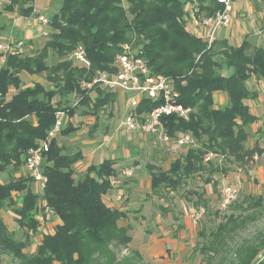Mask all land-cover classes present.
<instances>
[{
	"label": "trees",
	"instance_id": "16d2710c",
	"mask_svg": "<svg viewBox=\"0 0 264 264\" xmlns=\"http://www.w3.org/2000/svg\"><path fill=\"white\" fill-rule=\"evenodd\" d=\"M21 1L7 0L5 9L30 18L34 0ZM258 3L260 11L264 10V0ZM220 10L216 0H60L47 20V37L38 49L29 47L28 54L23 50L0 54L4 58L0 64V173L12 170L19 174L0 183V210L9 208L17 224L27 225L22 239H17L0 216V264L2 256H10L19 264H127L117 260L113 251L132 242L130 227L119 225L126 214L105 201L117 175L114 160L91 166L83 177L75 179L73 165L82 155L63 154L55 137L43 154L41 171L46 181L40 195L31 192L33 180L24 174L28 151L46 139L57 112L70 117L81 109L82 115L95 116L99 109L116 102L115 93L97 90L92 98L80 85L96 72L112 71L125 48L140 52L154 75L170 79L178 102L191 110L186 120L162 118L171 139L190 134L195 145L166 171L150 166L151 194L175 191L183 186V179L194 175L205 177L202 184H210L214 176L227 172L220 167L219 157L226 164L245 168L254 156L262 155L264 150L257 145L246 146V128L257 119L245 102L258 97L246 83L264 79V41L261 46L246 40L234 46L226 39L214 38L208 44L188 29L191 15L200 21ZM262 19L260 30L264 32ZM78 49L85 52L89 70L72 68L67 59ZM51 57L57 59L54 64L48 63ZM22 75L44 76L50 87L25 85ZM214 93L225 94L227 105L215 109ZM73 99L77 100L75 106ZM157 106L143 102L138 112H150ZM78 129L68 124L60 133ZM207 154L215 155V159L205 162ZM196 193H190L198 197L199 204L193 206L206 211L202 193ZM246 199L264 206L261 198ZM39 216H52L59 224L43 232L35 248L26 252L32 245L31 235L40 226ZM239 218L231 215L209 233L200 231L206 259H215L218 264H264V234L235 241V231H226L229 224L244 230L247 218L241 222Z\"/></svg>",
	"mask_w": 264,
	"mask_h": 264
},
{
	"label": "rangeland",
	"instance_id": "374dc122",
	"mask_svg": "<svg viewBox=\"0 0 264 264\" xmlns=\"http://www.w3.org/2000/svg\"><path fill=\"white\" fill-rule=\"evenodd\" d=\"M246 1L251 4L253 10L252 13L247 15L248 17L244 24L247 28L255 27L254 29H251L254 36L249 39V42L255 45L257 44V31L261 28L260 18L262 19V16L260 15L259 7H256V4H259L258 0ZM21 2H24V0ZM6 4L7 0H0V44H8L14 40L22 41L24 44L23 53L28 54L29 51H27V48H29L30 45H34V42L29 44L23 37L24 30L20 29L16 24L19 20L25 23L26 19L19 17L17 10L7 11L5 9ZM232 4H239V1L233 0ZM59 5L60 0H34L33 3L34 11L38 14H43L47 20L56 12ZM243 13L244 12L238 10L239 16L243 15ZM236 14L237 13L235 12L233 26L235 32L240 24V19ZM250 19L256 22V26L250 21ZM28 21H31V19ZM46 25H43L41 30H34L33 32H35V34L45 35L47 30ZM16 30L21 33L19 34ZM189 30L193 33L197 32L193 28H189ZM220 35L221 34L219 33L216 37ZM45 37H47V35L42 38L44 39ZM42 43L43 40L42 42H39V44H36L34 50L38 49ZM67 59L71 61L72 68H81V66L72 59V55H69ZM56 60L55 57H51L48 60V63L54 64ZM22 76L25 85L40 83L46 88L50 87L45 81L44 76ZM246 85L251 90L257 89L258 96L260 97V101H257V107L249 108V110L264 118V81L251 80L248 81ZM71 104L73 106L76 105L74 99ZM65 106H67V104L61 108ZM128 110V102H126L122 96L118 97L117 106L109 105L99 109L95 114L96 118L98 115L101 116L98 118L99 130L95 123H90L91 121L85 125L84 123H76L78 121L75 122L73 118L75 115L86 118V116L81 114V109H78L74 115L70 116L73 120L71 126L75 125L81 128V125H84L86 128L85 132H81L84 128H81V130L77 127V131H72L67 134L60 133L55 140L56 145L60 147L63 150L62 153L66 155L80 152L85 158V162L82 163L83 166L91 163L96 164L99 161L111 159L113 156H117V159L115 160L119 162L122 160L119 156H122L123 151L131 152L133 148H138L137 143H132L133 146L129 145L132 135L125 132L123 129H120L121 122L125 118ZM109 114L111 117H106ZM62 116H65V118L67 117V122L69 124V116L66 113ZM87 120H89V117ZM254 127V125H251L246 128V131L250 134L246 146L252 145L255 142V139L262 141V145L264 146V129L262 131L254 132ZM65 128L66 126L64 129ZM117 133L118 135L121 133V138L117 137ZM94 135L96 136V139H94V143H91V140L89 139H93ZM143 138H145V140L147 139L146 141H149V145H144L145 147L141 148L139 151V161L137 164L141 165V168H143L139 172V176L137 175L136 177L132 162L124 164L127 167L126 169L131 168L133 170L132 176L128 179L122 180L120 178L116 179V177L112 179V183H114V181L117 183L113 184L114 188L111 189L109 197H106L107 199L111 198V200H108L109 203L107 202L108 205H118L119 207L117 209L125 212L126 216L123 220L119 221V225H128L131 230L130 234L132 235V242L128 246L113 248L117 260H123V262H126L127 264H218V261L215 259H208L209 257L206 259L207 253L203 252V248L205 247V244H203L204 239L199 237V233L202 229L206 233H209V231L212 229L214 230L221 222H223L224 218L227 220L231 215L234 217H240L239 222H241L240 220L247 218L245 223L247 226L244 230L233 229L230 224L227 226L226 231H235V234L237 235L235 241L240 240L243 237H252L253 234L259 232L264 234V206L260 208L259 205L257 206V201L255 202L251 199H246V197L261 198L264 204V185L261 184L262 181H264V175L259 177L257 174L247 175L246 171L250 169L249 167L251 163L245 168H240L234 164H226L224 158L219 157L218 160L220 167L227 172L225 175L217 176L220 185V188L217 189L216 192V195L218 194V196H216L217 199H214L213 202L210 201L211 204L207 206L202 219L195 224L187 215V209L189 206L199 203H196L197 199L191 197L190 193H202V189L198 187V185H202L201 183L204 182L203 179L205 177L194 175L190 178L183 179L182 187L171 192L160 191L159 195L151 194L147 181L144 179L145 177H147V180L149 179L150 166L166 171L165 169L168 168L167 166L169 163L171 164L175 159L183 155L188 147H178L173 140L166 145H163L156 139L150 137ZM58 142L64 145V148L59 146ZM111 147L115 148L114 152L111 151ZM157 150H160V152L158 153ZM120 163L123 164L122 161ZM11 176L18 177L19 174L13 173L12 170L0 173V183H5L8 180V177L10 178ZM25 176L28 175L25 174ZM200 181L201 183H199ZM235 183H239L241 188L239 197L225 212L217 211L220 191L228 184ZM41 191L42 187L40 184L34 182L31 184L32 193L40 195ZM16 197L17 195L13 194L12 198L15 199ZM205 204L208 205V203ZM254 214L256 215L254 216ZM0 216L7 229L14 232V236L17 239H22L23 233L26 232L27 225L17 224L14 221V215L9 208H3L0 210ZM39 218H41L42 221H39L40 226L35 231V234L31 235L32 245L38 243L44 231H52L55 227L54 217L49 216L47 219H44L42 216H39ZM186 218L187 221L185 220ZM237 223L238 222L234 225ZM32 249L33 248H29L26 252H30ZM1 262L2 264H19L17 260H12L10 256H2Z\"/></svg>",
	"mask_w": 264,
	"mask_h": 264
},
{
	"label": "built area",
	"instance_id": "2783aa9c",
	"mask_svg": "<svg viewBox=\"0 0 264 264\" xmlns=\"http://www.w3.org/2000/svg\"><path fill=\"white\" fill-rule=\"evenodd\" d=\"M221 5L222 10L216 12L213 16L195 21L193 15L190 20L201 28L204 40L210 44L219 30L228 29L232 24L233 0H216ZM264 18V10L260 11ZM37 24L46 25L47 19L44 16L37 17ZM258 36L264 41V32L257 31ZM24 44L22 41L0 44V54H13L21 52ZM74 61L82 69L89 70L90 63L82 49L76 50L72 55ZM4 61L0 56V64ZM264 81V79H263ZM80 89L89 94L92 98L96 97L97 90H103L122 96L128 102L129 110L121 122L120 129L130 134H138L143 137H150L166 145L173 140L178 147H191L195 145L194 139L190 134H181L175 139H171L165 132L162 118L175 117L186 120L191 112L178 102V94L174 89L170 79L154 75L142 54L137 50L125 48L124 52L115 59L114 68L110 72H96L90 81H83ZM143 102L158 103V106L150 112L139 113L138 109ZM77 104V100L75 102ZM64 113L55 114L53 127L47 134L44 141H41L33 149H30L26 155L24 170L34 183L43 187L45 177L42 175L41 163L43 154L49 149V141L54 139L60 133L63 123L61 116ZM215 159V155L207 154L204 161ZM133 170L124 169L121 175L131 177ZM239 183L228 184L220 191L217 211L225 212L236 201L240 195ZM205 210L203 207L189 206L187 215L197 224L203 217Z\"/></svg>",
	"mask_w": 264,
	"mask_h": 264
},
{
	"label": "crops",
	"instance_id": "0c3cea01",
	"mask_svg": "<svg viewBox=\"0 0 264 264\" xmlns=\"http://www.w3.org/2000/svg\"><path fill=\"white\" fill-rule=\"evenodd\" d=\"M238 1H239V4H232V13H233V19H232V21L233 22H232L231 26L228 29L219 30L216 33V35L220 33L221 34L220 36L216 37V35H215V39H226L227 42L230 45H234V46H238L244 40H246L247 42H249V39L254 36L253 31L251 29H254L255 28V27H253V28L252 27L251 28L248 27L247 28V27H245V24H244V22L246 21V19L248 17L247 15H249L250 13H252V10L253 9L251 7V4H249V2H247L246 0H238ZM256 7L258 8L259 5L256 4ZM233 10H234V12H233ZM238 10H240V12H244L243 15L239 16L238 15ZM245 10H247V11H245ZM235 12L237 13L236 14L237 17L240 19V24L239 25L236 24V25H238V29H236V32L234 31V27H233L234 26V17H235L234 16V13ZM38 16H44V15L43 14H38L37 12L34 11V14L30 18H27L25 20V23L24 22H21L20 20L18 21L19 23L18 22L16 23L17 26L20 27V29L24 30V36H23L24 39H26L27 42H29V44H32V42H34L33 43L34 45H30V48H33V49H34V47H35L36 44H39V42H41L43 40L42 37L45 36V35H47V33H48V26L47 25H46L47 26V30L45 32V35H42V34L39 35V34H35V32H33L34 30L38 31V30H41L43 28V25L37 24V17ZM30 19H31V21H28ZM260 20L262 21L263 19L260 18ZM250 21L253 22L254 25L256 26V22H254L251 19H250ZM189 28L195 29L197 31L195 34H199V35L202 34V33H200L202 31L201 28H199L196 25L195 22L194 23L193 22L192 23H189L188 24V29ZM16 32H19V31L16 30ZM20 33L21 32H19V34ZM256 37H257V44L253 45L250 42L249 43L251 45H253V46H261L263 44L262 38L260 36L259 37L256 36ZM253 90L258 93V90L257 89L256 90L253 89ZM118 97H119V95H117V99H118ZM257 101H260V97L259 96L257 97L256 100L246 101L245 102V105H247L248 108H254V107H257ZM213 103H214V108L215 109H218V108H221V107L226 106L227 105V97H226V95L223 94V93H214L213 94ZM114 105L117 106V100H116V102L113 105H110V106H114ZM251 114L254 115L256 117V119H257V121L255 122V124H253V125L255 127H258V128H255L254 127V132L262 131L264 129V118L261 115H258V114L254 113V112H251ZM84 116H86L87 119L89 117V120H87L85 117H80V116H77V115H75L73 118H74L75 122L78 121L76 123H84V125H85V124H88L91 121L90 123H95L96 127L98 126V124H99L98 123V118L101 117L100 115H98L97 118H96V116H93V115L92 116L91 115H84ZM106 117H111V115L109 114ZM61 120H62V123H63V127L61 129V131H62L65 126L67 127L68 122H67V117L65 118V116H61ZM72 123H73V120H72V118H70L69 119V124L71 125ZM84 125H81L82 126L81 128H84V130L81 131L82 133H84L85 130H86V128H85ZM77 127L79 128V126H75V125L72 126V128H77ZM81 128H79V129H81ZM98 129H99V126H98ZM120 134L119 135H118V133L116 134L118 138H121V135ZM57 135H56V138L55 139H57ZM130 135H132V138L130 139L129 145L130 146H133L132 143H137V147L138 148H133V150H131V152H124L123 151L122 152V156H119V157H121L122 160L119 159L120 160L119 162L115 160V159H117L116 158L117 156L116 157L113 156L111 159H107V160H114V162H115L114 169H115V171L117 173L116 179L117 178H120L122 180V179H128V178H130V177H124V176L121 175V172L124 169L127 168L124 165L126 163L132 162V164L134 165V170H135V173H136V177H137V175L139 176V172L143 169V168H141V165L137 164V162L139 161V151H140L141 148H143L145 146H148L149 145L148 144L149 141H146L147 139L145 140V138H143L142 136H140L138 134H130ZM257 136H259V135H257ZM94 139H96V136L95 135H94V138L93 139L90 138L89 140H91V143H94ZM58 144H59V146H61V147L64 148V145H62L59 142H58ZM256 145L257 146L259 145L258 146L259 149L264 150V146L262 145V141H259L258 139H255V142L252 145L247 146V147L248 148H252V147H254ZM65 149H66V147H65ZM111 151L114 152L115 151V148L114 147H111ZM157 152L159 153L160 150H157ZM72 154H74V153H72ZM121 161H122L123 164L120 163ZM83 162H85V158L82 156L81 159L79 161H77L73 165V172H74L73 178L76 179V178L83 177V175L85 174L86 170H88L89 167H91V166H97L99 163H101L103 161H99L96 164L91 163V164L86 165V166H83V164H82ZM169 166H170V163H169V165L167 167L169 168ZM168 168H166L165 170H168ZM249 168L250 169L248 171H246L247 175H249V174L250 175L257 174L258 177L261 176V175H264V152L260 156H254V158H253V160H252L251 165H250ZM144 179H146L147 184H148V187L150 188V176H149V179L148 180H147V177H145ZM116 183H117L116 181H114V183H112V189L114 188L113 184H116ZM199 183H201V181ZM213 183H216L215 187L213 186ZM261 184L264 185V181H262ZM202 185H198V187H200L202 189V191H201L202 192V197L201 198H202V200L204 202L208 203V206H209L211 204V202L214 201V199H217L216 196H218V194L216 195V192H217V189L220 188V185H219L217 176H214L213 177V181L210 184L203 185V186ZM200 188H199V190H200ZM109 194H110V192L107 195L108 197H109ZM106 197H105V201L107 203L108 200H111V198H108L107 199ZM191 197H195L196 199L198 198L196 195H192ZM110 207H112L114 209H117L119 206L118 205H115V206H110ZM39 220L42 221L41 219H39ZM185 220L187 221V218ZM58 224H59V221L57 219H55V226L58 225ZM35 246H36V244L35 245H31L30 246V249L31 248L34 249ZM27 250H29V249H27Z\"/></svg>",
	"mask_w": 264,
	"mask_h": 264
}]
</instances>
